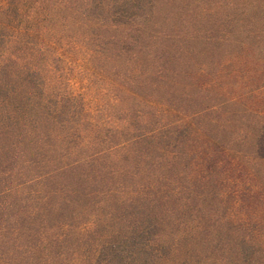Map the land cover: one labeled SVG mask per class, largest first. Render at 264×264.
I'll return each instance as SVG.
<instances>
[{
    "label": "trees",
    "instance_id": "1",
    "mask_svg": "<svg viewBox=\"0 0 264 264\" xmlns=\"http://www.w3.org/2000/svg\"><path fill=\"white\" fill-rule=\"evenodd\" d=\"M239 1L238 20L247 21L248 9L253 23L263 15L264 0ZM157 2L0 0V264H264V225L239 210L264 187L257 175L264 159L246 149L247 130L208 138L202 124L241 101L216 93L184 111L160 96L171 78L168 48L153 57H166L160 64L138 62L139 54L118 61L125 42L112 32L126 27L138 52L162 39L214 42L210 27L155 28ZM251 37L258 43L264 31ZM250 45L242 42L239 59ZM181 49L190 62L194 50ZM76 59L97 72L109 106L93 107L71 88ZM197 65L204 75L207 64ZM236 116L225 113L222 127ZM193 140L214 153L191 148ZM186 165L205 174H188Z\"/></svg>",
    "mask_w": 264,
    "mask_h": 264
},
{
    "label": "rangeland",
    "instance_id": "2",
    "mask_svg": "<svg viewBox=\"0 0 264 264\" xmlns=\"http://www.w3.org/2000/svg\"><path fill=\"white\" fill-rule=\"evenodd\" d=\"M241 4L242 2L239 0H158L154 16L155 28L168 32H187L190 28L200 31L205 27H210L209 34L214 37V42L211 41V44L207 45L202 43L201 39L194 40L192 44L184 41L185 44L182 45H179V42L162 39L155 43L147 42L145 48L138 52L135 47L137 45L133 41L135 36L133 27H126L112 33L123 38L125 42L119 44V46H124V49L119 51L122 55L118 60L120 62H135V56L139 54L138 62L146 63L147 60L153 59V62L160 64L165 61L166 57H158L156 60L153 57L159 56L161 51L168 48L169 60L167 64L171 65V78L168 85L159 94L170 98L177 108L190 111L199 105L214 102L217 94L224 98L235 97L240 100L241 102L227 106L217 113L208 114L202 121L205 133L207 137L225 138L231 131L247 130L249 135L245 139L246 149L254 150V154H258L264 159V40L254 43V39L251 37L254 36L255 29L264 31V24H260L264 13L260 14L257 22L253 23L256 21L254 19L255 12L248 9L247 21H240L237 17L242 14L239 12ZM200 10L203 11L202 17L199 13ZM225 15L234 16L233 27L226 26V24L219 27L215 23H210L213 19L223 18ZM192 16L200 20L198 22L190 21ZM239 22H243L244 25L237 24ZM224 35H227L228 38L225 41L220 39ZM242 42H248L252 47L250 55L244 57L243 60L239 59ZM178 45L180 48L177 49ZM182 47L194 50V54H190L192 56H190V62L185 59L186 57L190 58L184 50L185 54L182 53ZM199 62L207 64L205 74L202 73L204 75H198L199 65L197 64ZM88 68L85 61L76 59L68 70V82L71 88L82 93L93 107L97 105L107 107L110 92L105 90L103 82L97 78V72L93 74ZM144 93L148 94V89ZM232 111L239 116L222 127V124L226 122L225 113ZM113 112L115 111L111 110L112 116L116 117L117 115ZM112 120L115 122L117 119L112 118ZM205 141L193 140L190 147L214 153L209 150L210 147L205 144ZM261 163V165L258 164L259 173L257 175L261 183L264 184V161ZM178 166L173 163L168 168V173L175 175ZM185 170L188 174H205L203 167L199 165L194 167L186 165ZM237 170L229 169L226 173L228 176H235L245 181L249 179L245 170ZM239 210L251 221L264 225V187L252 190L242 200Z\"/></svg>",
    "mask_w": 264,
    "mask_h": 264
}]
</instances>
